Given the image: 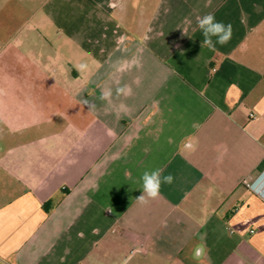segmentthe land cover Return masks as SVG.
Listing matches in <instances>:
<instances>
[{
    "label": "crops",
    "instance_id": "obj_1",
    "mask_svg": "<svg viewBox=\"0 0 264 264\" xmlns=\"http://www.w3.org/2000/svg\"><path fill=\"white\" fill-rule=\"evenodd\" d=\"M260 173L264 0H0V264H264Z\"/></svg>",
    "mask_w": 264,
    "mask_h": 264
},
{
    "label": "clouds",
    "instance_id": "obj_2",
    "mask_svg": "<svg viewBox=\"0 0 264 264\" xmlns=\"http://www.w3.org/2000/svg\"><path fill=\"white\" fill-rule=\"evenodd\" d=\"M110 7L115 9L117 7V3L111 4ZM197 25L204 37L201 41V48L207 47L209 50L215 51L216 44L225 45L232 38V25L217 21L215 16L211 13L198 17ZM125 51H127L126 48ZM139 66V59L135 56L119 59L112 65L114 74H123L131 71L133 68H138ZM75 69L81 75L87 74L91 70L89 63L86 61L76 64ZM136 83L138 84L139 80H137ZM115 85V93L113 92V88L111 86L101 87L98 85V87H100L99 99L106 101L107 109L115 110L117 112L126 111V106L123 103H120L119 105L114 103L113 96L115 94L116 98L121 96L129 97L132 95V87L128 84H121L119 79L115 80ZM94 92L95 90H91L88 95H94ZM83 104L89 105L90 109L95 108V105L91 104L87 99H84ZM109 135L114 136L115 133L109 130ZM140 179L142 181L143 194L136 200L139 203L146 205L150 200L158 199L160 196L161 185L171 184L174 178L171 174L162 175V170L156 168L144 171ZM261 186H264V173H260L259 176L249 185V190L259 195L261 194Z\"/></svg>",
    "mask_w": 264,
    "mask_h": 264
},
{
    "label": "built area",
    "instance_id": "obj_3",
    "mask_svg": "<svg viewBox=\"0 0 264 264\" xmlns=\"http://www.w3.org/2000/svg\"><path fill=\"white\" fill-rule=\"evenodd\" d=\"M259 196L264 199V186H261V194H259Z\"/></svg>",
    "mask_w": 264,
    "mask_h": 264
},
{
    "label": "rangeland",
    "instance_id": "obj_4",
    "mask_svg": "<svg viewBox=\"0 0 264 264\" xmlns=\"http://www.w3.org/2000/svg\"><path fill=\"white\" fill-rule=\"evenodd\" d=\"M5 14V13H2V15ZM5 18V17H4Z\"/></svg>",
    "mask_w": 264,
    "mask_h": 264
}]
</instances>
